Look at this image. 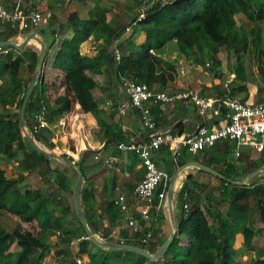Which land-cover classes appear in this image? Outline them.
I'll list each match as a JSON object with an SVG mask.
<instances>
[{
  "label": "crops",
  "instance_id": "crops-1",
  "mask_svg": "<svg viewBox=\"0 0 264 264\" xmlns=\"http://www.w3.org/2000/svg\"><path fill=\"white\" fill-rule=\"evenodd\" d=\"M14 1L0 0V4L10 8ZM36 1L37 4H33V6L40 10L43 17L42 21L36 28L16 32L8 39L18 43L27 34L33 33L37 39L44 42L43 65L35 84L41 83L39 94L47 106L46 127L41 132L46 140L52 143V147L46 148L70 156L75 161L81 160L80 166L84 174L83 186L86 189L91 188V199L86 203V205L91 206V221L99 222L97 224L98 229L105 232L107 220L112 219L111 213L106 214V206L110 204L111 199L117 193L123 194L128 204H133L132 190L142 176V167L136 156L130 152L117 149L116 144L120 141H137L147 135L145 128L138 121L135 110L127 102L120 86L121 80L117 79L115 75V65L119 61L113 60L111 51L125 37L133 44H140L144 39V33L137 27H132L128 32H123V25L132 16L120 22L118 12L120 6L110 2L103 4L104 23L115 29L116 35L113 33L104 46V62L99 67V72L86 71L95 83L91 89V94L95 100L96 109L91 112H82L77 103L70 101L71 93L66 82V75L52 65L62 40L68 39L72 35L70 24L66 18L69 13L76 10L73 8L68 11L64 10L63 17H61L62 7L58 0H54L53 3L52 1L47 3L49 0ZM22 3L24 6L29 4L24 0ZM92 3L94 2L91 1ZM92 7L93 5L90 8ZM89 9L87 8L86 12ZM52 14L59 18H55L54 22L47 21L48 16ZM78 17L86 18L87 14L86 16L85 14L80 15L78 12ZM5 28L8 27H3L0 24V37L7 32ZM101 42L100 39L95 40L89 37L80 44L79 53L82 56L92 57L100 51ZM38 50L34 40H29L20 50L12 47L10 49L0 47V79L7 78L5 75L7 70L5 60L7 58L19 56L22 59L17 70L18 86L11 88L15 97L11 98L12 102L6 105V108L16 107L19 98L24 94V84L28 78L30 80L36 67ZM118 50L120 55L127 53L126 48ZM33 54H35L36 59L31 73ZM149 57L154 63L155 72L162 73L164 77L163 83L151 84V87L157 91L170 94L189 87L201 96L219 97L223 90L229 87L231 94L245 103H254L264 97V89L260 80L264 70L256 67V70L246 71L243 62H241L244 80L237 79L234 73L236 61L230 47H218L205 40L199 46H191L180 51L176 42L171 39L161 47L151 49ZM262 61L263 56L260 53L258 62L254 58L252 63L254 67L262 66ZM59 97L69 99L70 102L66 109L64 106L59 109L63 105V101H57ZM148 105L150 116L155 121L157 129L168 130L178 135L192 133L197 125H203L207 128L216 127L222 124L225 116V110L218 100L213 102L204 115H199L195 107L187 100L151 101ZM11 124L12 121L9 119L1 121L0 141L4 140ZM235 150L238 151L237 156L234 154ZM14 154L17 157L21 156L18 159L21 162L25 153L23 150H19L14 151ZM151 157L156 166L165 172L167 178L163 200L165 205L161 208L151 206L149 210L150 217L147 225L152 230L154 237L147 244H144L145 250L149 253L155 252L172 231L166 190L168 180L175 167L181 166L171 186V204L175 222L181 214V204L185 202L189 212H193L195 209L204 213L207 212V223L214 230L218 231L219 229L221 231L220 227L223 228L222 239L228 245V252L240 264H249L257 253L264 252V208L258 209L256 198L249 194L247 197L236 200L235 203L240 208L229 216L227 212L231 205L228 201V192L222 190V180L231 186H245L246 190L253 187L264 188V185H261V182H264V149L261 152H255L251 147L241 145L235 149L232 142L225 141L216 142L214 145L194 154L181 147L174 156L168 147L161 146L152 152ZM193 163L206 166L217 175L207 172ZM9 168L10 165L7 169L0 165V169L6 177H11ZM28 171L29 169L22 170L25 181H28L31 175ZM252 172L255 173L248 178V174ZM26 175L28 176L26 177ZM36 176L40 178L39 174ZM183 185L186 186L185 190L182 189ZM160 188L159 186L158 190ZM24 190L32 189L27 187L22 191ZM61 196L63 203L48 204L47 215L40 223L35 219L21 221L17 216L3 211L17 221L19 228L21 224H28L29 227L33 225L34 235L43 237L47 245L40 264H62L65 262L64 257L69 256L71 249L75 252L78 249V243L75 242L70 245L69 241H61L59 237L66 230L77 232V235L80 234L73 218V204H71L66 193H62ZM177 196L179 200H177ZM262 202L264 205V200ZM55 206L57 207L55 208ZM113 210L116 212L115 207ZM116 214L115 224L109 227L107 231L109 232L107 235L110 237L117 231L127 229L121 219V213L117 211ZM245 228L251 231L249 239L243 238ZM127 230L130 233L133 232L131 229ZM229 233L231 234L230 239L228 238ZM98 239L105 240L99 235ZM177 244L188 250L191 240L184 234H180L177 235ZM87 247L91 254L95 253L93 246L87 244ZM132 258L133 261L140 264H152L151 262H153L146 258L144 260Z\"/></svg>",
  "mask_w": 264,
  "mask_h": 264
},
{
  "label": "trees",
  "instance_id": "trees-1",
  "mask_svg": "<svg viewBox=\"0 0 264 264\" xmlns=\"http://www.w3.org/2000/svg\"><path fill=\"white\" fill-rule=\"evenodd\" d=\"M103 5L94 4L87 12L86 18H79L76 13H69L66 20L69 22L72 35L68 39L62 40L58 51L53 59V67L61 70L66 75V82L70 89V101L79 105L82 112L95 111L96 103L91 94V89L95 85L91 76L86 71L93 73L99 72V67L104 60V46L111 38L113 33L116 35L115 29L104 23ZM264 13V0H167L164 4H155L146 11V15L137 26L144 33V39L140 44H133L127 37L121 40L117 45L118 49L126 48L127 53L120 55L119 62L115 65V75L117 79L131 78L136 82L144 83L151 86L152 83H163L164 77L160 72H155L154 63L149 57L151 49L161 47L167 41L173 39L179 50L184 51L186 48L200 45L205 40L214 43L218 47H230L234 53L236 61L234 65L235 77L244 80L242 77L243 64L239 59V42L242 41V49L245 45V39L239 37L232 31L234 26V16L242 15L244 19L259 22L262 20ZM51 17V15H49ZM7 32L0 37L1 40L8 39L15 35V31L6 28ZM102 40L100 51L92 57L82 56L79 53L80 44L88 38ZM2 49H10L9 46H2ZM264 57V50H261ZM36 56L33 54L31 73L35 66ZM21 57H10L5 60L7 65L6 77L0 79V130L1 121L9 119L12 121L10 128L7 130L4 140L0 141V152L11 155L14 148L23 150L24 157L21 166L24 169H30L37 166H44L42 173L55 172V189L61 193L69 191L68 184L64 175L57 170L50 169L48 166V157L34 151L28 146L18 131V107L22 96L16 103L13 110L5 106L10 104L11 98L15 94L11 92V88L18 86L17 70ZM260 66H258L259 69ZM264 75V73H262ZM29 78L24 84V89ZM41 83L33 85L31 93L24 107V121L30 127L32 125V115L37 108V100L40 97ZM57 101H63L64 109L67 108L69 99L64 97L57 98ZM13 116V117H12ZM13 118V119H12ZM35 140L43 142L48 148L52 147V143L46 140L42 132H34ZM64 155V154H62ZM82 172L83 181L84 174L81 168V160H77ZM72 169L76 174L75 170ZM46 180L49 178L46 177ZM19 179L6 177L0 169V264H40L43 258L46 242L41 235H31L19 230L18 223L10 216L2 215V211L7 214L17 216L21 221H30L35 219L40 223L47 215L48 204L52 201L45 196H40L37 191L20 190L18 184ZM222 190L228 186V201L230 209L227 215H232L234 211L240 208L236 205V200L243 197L253 195L258 203V209L264 208V188L253 187L247 189L245 186L230 185L222 180ZM231 188V189H230ZM182 189H186L183 185ZM230 189V190H229ZM158 190V188H157ZM72 194V191H71ZM180 195V193H179ZM178 198V196H177ZM91 199V188L86 189L81 185L79 192V202L82 209L87 227L92 233H97L106 241L119 242L140 246L137 238L140 233H130L127 229L115 232L116 235L110 237L107 234L109 227L115 224L117 218L113 206H106V214L111 213L112 219L107 220L105 232L98 229L96 220L91 221L88 217V211L91 208L86 205ZM179 200V198L177 199ZM52 204V203H51ZM119 212V211H118ZM207 212L195 209L187 214H181L176 220V230L167 248L162 256L151 262L152 264H240L233 255L228 252V245L222 239V230H214L208 223ZM74 219L80 229V235L85 236L82 227ZM184 234L191 240V245L187 249L177 244V235ZM72 230H66L61 241H70L72 238L79 237ZM230 233L228 238L230 239ZM251 231L245 228L243 238L249 239ZM90 244L95 248V253L91 254L87 247ZM77 253L85 255L89 260L87 264H140L133 261V258L143 259L144 257L126 250V249H108L100 250L94 246L88 239L78 241ZM67 264H76L73 260L65 256ZM249 264H264V255L254 256Z\"/></svg>",
  "mask_w": 264,
  "mask_h": 264
},
{
  "label": "built area",
  "instance_id": "built-area-1",
  "mask_svg": "<svg viewBox=\"0 0 264 264\" xmlns=\"http://www.w3.org/2000/svg\"><path fill=\"white\" fill-rule=\"evenodd\" d=\"M167 0H139L134 9L132 17L123 25L122 31L128 32L132 27L142 21L146 11L155 4H164ZM43 17L40 10L34 7L24 6L22 0H15L10 8L0 4V24L15 32H22L36 28ZM6 52V50H4ZM113 60L119 61L120 53L117 47L111 51ZM205 65H207L205 63ZM120 86L127 102L136 112L139 123L146 130V137L137 141L123 142L116 144V148L130 152L136 156L142 167V176L132 190L133 204H128L124 195L117 193L110 203L121 213V219L125 226L133 232L140 233L137 238L139 243L147 244L153 238V232L148 227L151 206L161 208L165 205V181L166 174L154 163L151 154L161 146H166L174 156L179 148H185L187 152L194 154L216 142H232L234 148L238 146L251 147L255 152L264 149V97L254 103H245L231 94L229 87H226L219 97H206L199 95L192 88L175 91L170 94L164 91H157L144 83L136 82L131 78H122ZM176 100H187L196 109L199 115L219 101L224 110L225 116L222 124L216 127L207 128L197 125L195 130L187 135H178L168 130L157 129L155 121L150 116L148 103L151 101L171 102ZM109 104V102H107ZM47 106L40 96L37 100V108L32 115V133L41 132L46 127ZM235 156L238 151L235 150ZM264 185V182H261ZM161 187L157 190L158 187ZM225 191L228 186H225ZM183 215L187 214V204H181ZM58 233V232H56ZM97 238L98 234L93 233ZM86 236L80 235L69 244H73ZM80 264V258L72 259Z\"/></svg>",
  "mask_w": 264,
  "mask_h": 264
},
{
  "label": "rangeland",
  "instance_id": "rangeland-1",
  "mask_svg": "<svg viewBox=\"0 0 264 264\" xmlns=\"http://www.w3.org/2000/svg\"><path fill=\"white\" fill-rule=\"evenodd\" d=\"M12 1L13 0H11V2ZM24 1L27 4L29 2L30 5L28 4V6H30V7H34L33 4L34 5L37 4L36 0H24ZM51 1L53 3L54 0H49V1H47V3L51 2ZM58 1L62 7V11H60V14L62 13L61 17H63V14H64L63 11L64 10L68 11V10H72V8H73L76 10L74 13H76L77 16H78V12H80V15L85 14V16H86L87 8L89 9L91 7V5H94V4L103 5L106 2L114 3L115 5L120 6L119 11H118L120 22L125 21V18L132 16L134 14V9H135L136 5L139 3V0H62V1L58 0ZM91 1L94 3L91 4ZM69 5H71V6H69ZM55 18L58 19L59 17L52 14L51 17L48 16L47 21L54 22ZM232 31L235 32L239 37H243L246 41L245 45L243 46V49H242V41L239 42L240 62H243L244 68L246 71L256 70V67L258 68L259 65L254 67V65L252 63L253 59L255 58V60L258 62V58H260L261 50H264V13H263L262 20L259 22L246 20V19H244V17L242 15H235L234 16V26L232 28ZM261 68L264 70V57H263V61H262V66H260L259 69H261ZM261 76H262L260 78L261 85H262V88L264 89V75H261ZM14 108H16V107H14ZM14 108H12L11 110H13ZM18 131L20 132L21 135H23L22 130L19 126V122H18ZM23 139H24V142L26 143L24 136H23ZM34 141L41 148L59 153V152L55 151L54 149L46 148L47 147L46 144H44L40 141H37L35 139H34ZM19 150H21V149L14 148L11 155H6V154L0 152V165H3L4 169H7L8 166L10 165V168L8 169L10 171L9 174L11 175V178L19 179L18 184H17L19 186V189L23 190L24 188L29 187V189H32V191L33 190L37 191L40 194V196H43V197L45 196L48 200L52 201L51 202L52 204H55V205L56 204H62L63 203L62 196H61L62 193L55 189V185H56L55 180H54L55 179V172L42 173L44 166L40 165V166L29 169L28 173L30 172L31 175L29 176L28 181H25V176L22 173V170L24 168L20 164L22 162V160H21V162H20V160H18L21 158V156L17 157L14 154V151H19ZM15 162H16V164H15ZM48 166L50 167V169L57 170L59 173L64 175V177L66 178V182H67L68 187H69V189H68L69 191L66 192V196H68L70 198L71 204H73L71 191L73 189V185H74V182L76 179V174L73 172L72 169H69L68 167H64L65 165L62 162H60L59 160L49 159ZM24 170H28V169H24ZM38 174H39L40 178H37L36 175H38ZM27 176L28 175H26V177ZM46 177L49 178V180H46ZM69 181H70V183H69ZM83 184L84 183L82 181L81 185H83ZM64 197H65V195H64ZM56 207L57 206H55V208ZM73 208H74V206H73ZM88 208H91V206H89ZM1 214L8 216L3 211ZM73 214L75 215V212ZM88 217L91 218V211L90 210L88 211ZM66 220H68V219H66ZM74 221H75V219H74ZM75 223H76V221H75ZM17 227L19 228V226H17ZM77 227H78V225H77ZM19 230L22 232H25V233L28 232V234H31V235H34V233H35L34 232V226L32 225L29 227L28 224H21V227L19 228ZM79 231H80V229L78 227V233H79ZM114 235H116V234H114ZM78 236H79V234H78ZM59 237H61V236L59 235ZM153 237H154V234H153ZM72 239L74 240L76 238H72ZM102 241H105V240H102ZM76 243H78V242H76ZM142 245H143V247H146L144 244H142ZM45 251L46 250H44L43 256L45 255ZM256 255H264V252L263 253H257ZM75 257L80 258V264H87V262L89 260L86 256L78 254L73 249H71L68 258L70 260H72ZM64 261L65 262L62 264H67L65 257H64Z\"/></svg>",
  "mask_w": 264,
  "mask_h": 264
},
{
  "label": "water",
  "instance_id": "water-1",
  "mask_svg": "<svg viewBox=\"0 0 264 264\" xmlns=\"http://www.w3.org/2000/svg\"><path fill=\"white\" fill-rule=\"evenodd\" d=\"M29 40H34L37 43L39 50H38V56H37L35 70L31 76L29 82L26 85V88H25V91H24V94L22 96V100H21V103H20V106L18 109L19 126L22 130V134L25 138L27 145L30 146L34 151H36V152H38V153H40V154H42V155H44L50 159L59 160L64 165H67V166H69L75 170L76 179H75L73 189H72V201H73V206H74V212H75V217H76L77 221L79 222L80 226L82 227V230L86 236V239H88L89 242H91L94 246H96L100 250H106L109 248L126 249V250L132 251V252L146 258L148 261H155V260L159 259L162 256L165 249L167 248L168 244L170 243L172 237L174 236L175 230H176V222H175V218L173 216L172 204H171V197H172L171 186L173 184V181L175 180L177 172L181 169V166L175 167L172 175L170 176V178L168 180L167 190H166V195H167V200H168L169 219H170L172 231L168 235V237L163 241V243L155 250L154 253H149L144 248H142L140 246H136V245L125 244L122 242H109V241L99 240L87 227L86 221L84 219V216H83V213L81 210V206H80V202H79V192H80L81 184L83 181V176H82V172L80 170L79 165L70 156H66V155H62V154H59V153H56L53 151H49V150L41 148L39 145H37L34 141L33 133L30 130V127L24 121L25 104H26L27 99L31 93L33 85L35 84V82L37 81V79L39 78L40 73H41V68H42L43 59H44L45 44L42 40L37 39L33 33L27 34L18 43L13 42L12 40H9V39L0 40V47L9 46V47H12L16 50H20ZM193 164L197 165L198 167H200L201 169H203L207 172H210L212 174H216L215 172H213V170H211L210 168H208L206 166L199 165L197 163H193ZM254 173L255 172L248 174V178L251 177Z\"/></svg>",
  "mask_w": 264,
  "mask_h": 264
}]
</instances>
